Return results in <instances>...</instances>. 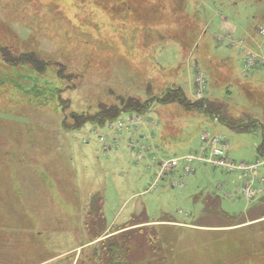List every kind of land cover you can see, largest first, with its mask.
<instances>
[{
  "label": "rangeland",
  "instance_id": "obj_1",
  "mask_svg": "<svg viewBox=\"0 0 264 264\" xmlns=\"http://www.w3.org/2000/svg\"><path fill=\"white\" fill-rule=\"evenodd\" d=\"M263 29L264 0H0V47L47 64L38 74L0 54V223L22 239L19 264H98L106 240L141 230L163 255L138 264H264V203L235 196L238 173L198 164L158 180L161 163L198 151L204 132L226 136L236 162H262L264 177L263 131L159 103L179 87L198 100L202 78L203 99L264 124V63L244 77L233 44L264 57ZM130 99L144 111L95 124ZM216 195L231 216L255 208L236 222Z\"/></svg>",
  "mask_w": 264,
  "mask_h": 264
},
{
  "label": "trees",
  "instance_id": "obj_2",
  "mask_svg": "<svg viewBox=\"0 0 264 264\" xmlns=\"http://www.w3.org/2000/svg\"><path fill=\"white\" fill-rule=\"evenodd\" d=\"M188 27L190 28V32L194 29L190 25ZM3 53H4L3 60L8 65L14 68H18L19 66L22 65V63L28 62V64L33 66V68L38 74H41L45 71L47 67V64L43 63L37 57V55H33L28 59L23 58V60L25 59V61L22 62V55L17 56L15 54L10 53V51L6 50L5 48L0 47V54ZM260 70L263 69L262 68L258 69V71H256L257 75L260 72ZM256 73H254L253 75L255 76ZM15 77L17 78L15 85H17L18 81H21V76L20 74L16 73ZM165 94L166 97L161 99V102H159L161 105L172 104V103L180 104L182 107H184V109L190 111V113L195 111L197 113L200 112L203 115L205 114L207 117L219 122L221 125L230 128L236 133H253L255 132V130L260 129L261 131H263V137L258 147V153L260 155L264 154V124L258 118H252V117L245 118L243 116L234 117L233 115L230 114L229 105L225 101H220V100L211 101L209 99H199L196 101H191L187 98L182 87L172 90V93L167 94L166 91L164 95ZM143 108L144 107L141 105V103L138 100L130 99L127 102H123L121 107L112 106V107H108L107 109H103L102 110L103 112L100 113L98 117L97 115L95 116L94 120H97L95 121V124L104 125L108 122L109 123L114 122L116 119H118L121 116L122 110L128 112H135V111L142 112L144 111ZM2 182L6 184V180ZM1 195L3 198L6 199V197L3 196L2 193ZM207 198L209 200L208 195ZM215 198H218V206H217L218 210L219 211L221 210L224 214L228 215L232 220H235L236 222L241 220L237 218L250 214L252 210L255 208V207H251V209L246 214L231 216L222 210L221 198L218 195H216ZM258 199L261 201H259L260 205H255L256 207H259L262 205V203H264V197L261 196ZM213 202H214L213 206H215L216 208V201L213 200ZM213 206H209L208 204L209 208ZM206 207L207 206L203 208L206 209ZM0 215L3 214L0 213ZM102 215L103 213H102L101 205H99V207L96 206L93 212L92 226L96 231L100 230L101 228L99 235H101L106 231L105 229H103ZM4 222L8 224L7 220ZM10 230L13 231L14 228H10ZM7 232L8 229H6V227L3 226L2 223H0V246H1L0 264H19L20 262H22V254L19 253L18 250H16V246L22 239L19 238L20 240H17V237H15L17 235L16 233H13L14 234L13 235L10 234V232L8 234ZM153 236L149 235L148 237L145 233V230H141L140 233L138 234L134 231V232H122L118 235H114L113 237L109 238V240H106V242L101 245L102 246L101 253H103L102 254L103 256L101 255L102 257L97 259L98 260L97 263L98 264H138L141 262L140 257L143 255H146V257L148 256V258H151L150 256L152 257L154 256L156 260H162L161 255H163V253L161 247L158 246L159 244V242H157L158 239ZM8 243L11 247L8 246ZM5 245L8 246V249H6L7 247L3 249V246Z\"/></svg>",
  "mask_w": 264,
  "mask_h": 264
},
{
  "label": "built area",
  "instance_id": "obj_3",
  "mask_svg": "<svg viewBox=\"0 0 264 264\" xmlns=\"http://www.w3.org/2000/svg\"><path fill=\"white\" fill-rule=\"evenodd\" d=\"M264 36V29L261 31ZM264 63V57L248 53L244 62L243 76L246 77L253 68L257 67L255 62ZM197 82L200 84L198 88L197 99H202L205 95L207 82L202 78H198ZM125 127V123L120 121L118 129L121 130ZM209 166L211 168H221L229 173H238L243 184L237 188L235 196L238 195L244 199H253L254 197L264 196V177H258L259 168L262 162L246 163L236 162L230 158L228 140L222 134H209L204 132L201 135V146L198 151H193L185 154L180 158H173L161 163V170L158 175V180L164 175L165 171H172L181 167L184 174L194 173L197 165ZM255 179H259L258 182ZM158 180L155 182L157 183Z\"/></svg>",
  "mask_w": 264,
  "mask_h": 264
},
{
  "label": "crops",
  "instance_id": "obj_4",
  "mask_svg": "<svg viewBox=\"0 0 264 264\" xmlns=\"http://www.w3.org/2000/svg\"><path fill=\"white\" fill-rule=\"evenodd\" d=\"M249 42V41H248ZM233 44H235L234 46H236V47H240V48H242L243 49V51H244V56H243V63L245 62V60H246V57H247V55H248V53L250 52L251 53V47H250V45L249 44H247V43H245L244 44V42H243V40H240L239 42H237V41H235V43L233 42ZM233 69V68H232ZM242 75H243V73H242ZM237 76V75H236ZM207 85V84H206Z\"/></svg>",
  "mask_w": 264,
  "mask_h": 264
}]
</instances>
